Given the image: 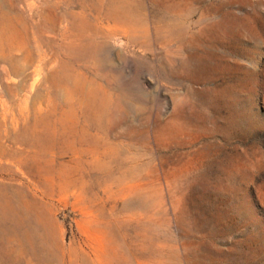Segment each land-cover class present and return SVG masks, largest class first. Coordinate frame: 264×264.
I'll use <instances>...</instances> for the list:
<instances>
[{
	"label": "rangeland",
	"instance_id": "374dc122",
	"mask_svg": "<svg viewBox=\"0 0 264 264\" xmlns=\"http://www.w3.org/2000/svg\"><path fill=\"white\" fill-rule=\"evenodd\" d=\"M0 39V264H264V0H0Z\"/></svg>",
	"mask_w": 264,
	"mask_h": 264
},
{
	"label": "bare ground",
	"instance_id": "6f19581e",
	"mask_svg": "<svg viewBox=\"0 0 264 264\" xmlns=\"http://www.w3.org/2000/svg\"><path fill=\"white\" fill-rule=\"evenodd\" d=\"M180 3V2H179ZM125 5V4H124ZM176 6V5H175ZM127 8V7H126ZM130 8V7H129ZM129 8H127V10H128V12H130V10L131 9H129ZM208 8V7H207ZM184 9V8H183ZM175 10V9H174ZM173 12V11H172ZM180 12V11H179ZM178 12V13H179ZM126 13V12H125ZM170 13V12H169ZM174 13H176V12H174ZM177 13V14H178ZM183 13V12H182ZM181 14V13H180ZM126 15V14H125ZM131 16V15H130ZM134 17V16H133ZM174 17V16H173ZM177 17V16H176ZM131 19V18H130ZM133 19V18H132ZM224 24V23H223ZM132 25V24H131ZM137 26V25H136ZM227 26V25H226ZM129 27V26H128ZM135 27V26H134ZM130 28H131V26H130ZM133 28V27H132ZM168 28H169V26H168ZM226 29V28H225ZM133 30H134V28H133ZM126 31V30H125ZM177 32H179V31H177ZM183 36V35H182ZM173 40V39H172ZM3 47V41L0 39V49ZM184 48V47H183ZM3 49V48H2ZM14 238V237H13ZM13 259H14V257H12ZM15 260V259H14ZM12 262H14V261H12ZM13 264V263H12Z\"/></svg>",
	"mask_w": 264,
	"mask_h": 264
}]
</instances>
